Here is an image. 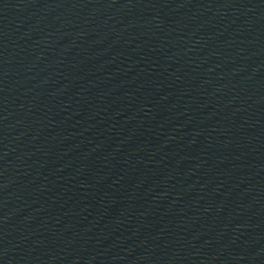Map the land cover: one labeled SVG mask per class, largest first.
<instances>
[{
	"label": "water",
	"instance_id": "1",
	"mask_svg": "<svg viewBox=\"0 0 264 264\" xmlns=\"http://www.w3.org/2000/svg\"><path fill=\"white\" fill-rule=\"evenodd\" d=\"M0 264H264V0H0Z\"/></svg>",
	"mask_w": 264,
	"mask_h": 264
}]
</instances>
